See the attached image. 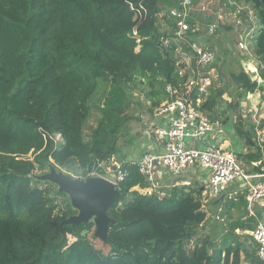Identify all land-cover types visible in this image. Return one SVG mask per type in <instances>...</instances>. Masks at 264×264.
Segmentation results:
<instances>
[{
  "label": "trees",
  "instance_id": "trees-1",
  "mask_svg": "<svg viewBox=\"0 0 264 264\" xmlns=\"http://www.w3.org/2000/svg\"><path fill=\"white\" fill-rule=\"evenodd\" d=\"M180 1L0 0V264H262L234 227L220 239L197 235L206 218L201 187H173L159 201L143 191L147 183L137 166L120 160L125 177L108 210L113 223L103 252L87 235L91 222L61 225L76 211L67 201L56 210L49 190L34 177L36 169L53 166L85 179L99 163L116 157L121 128L131 118L129 86L145 82L149 112L168 98L167 85L179 89L181 53L191 54L174 40L176 23L169 11ZM220 1L253 9L260 25L254 56L264 66V0ZM128 2L143 6L144 14L134 20ZM195 22L191 16V29ZM132 29L140 38L138 50ZM196 36L188 32L186 39ZM216 66L215 60L211 68ZM233 80L241 94L257 86L244 73ZM101 83L107 89L96 98ZM223 91L212 84L198 108L226 125V108L235 112L240 102L219 106ZM250 124L239 116L233 127V135L253 147L249 155H236L244 168L263 156L245 133ZM245 196L237 195L238 206L246 207Z\"/></svg>",
  "mask_w": 264,
  "mask_h": 264
},
{
  "label": "built area",
  "instance_id": "built-area-1",
  "mask_svg": "<svg viewBox=\"0 0 264 264\" xmlns=\"http://www.w3.org/2000/svg\"><path fill=\"white\" fill-rule=\"evenodd\" d=\"M128 4L134 13V20L144 14L143 6L136 8L131 3L128 2ZM194 9L192 0H181L177 7L169 11L176 23L174 40L177 42L182 40V43L187 45L192 60L183 63V67H180L182 62H178V76L184 78L183 84L179 89L167 85L165 91L168 98L152 109L151 121L146 130L147 135L154 138L159 150H147L131 163L137 166L139 174L147 183L143 191L149 194L154 193L159 201L169 194V191L159 184L163 174L178 177L187 171L199 170L203 179L201 197L215 199L226 193L232 186H237L246 191V210L249 217L257 219L254 206L264 200V175L249 174L233 150L222 148L226 140V129L221 119H211L208 114L198 108L212 86V78L208 70L215 62L216 54L213 50L186 39L188 32H194L188 23ZM198 10L204 13L203 4L199 5ZM240 23L241 21L238 20L236 25ZM216 27L209 29L207 34L214 31ZM248 34L245 31L237 34V47L240 51L249 52L244 40ZM130 36L135 40L136 50H138L140 38L137 31L132 29ZM167 42V39L164 40V43ZM195 93L197 97L194 100ZM210 142L212 144H209ZM252 164L257 166L256 163ZM261 170L264 171V169ZM85 177L102 178L117 187L118 183L124 179L125 171L120 161L111 157L108 161L99 163ZM183 184L190 185L189 182ZM251 237L256 243V255L264 264L263 221L256 222ZM191 247L192 243L188 245V248Z\"/></svg>",
  "mask_w": 264,
  "mask_h": 264
},
{
  "label": "rangeland",
  "instance_id": "rangeland-1",
  "mask_svg": "<svg viewBox=\"0 0 264 264\" xmlns=\"http://www.w3.org/2000/svg\"><path fill=\"white\" fill-rule=\"evenodd\" d=\"M200 2L201 0H197V5L195 4V9L192 14L193 19L196 20V30L194 29V33H196L197 36L195 39H192L193 41L191 43L195 42L198 45L211 49L215 52L217 66L214 68H210L208 72L210 73V76L212 78V84L215 85V87L218 86L224 90L221 96L219 106L228 104L234 105V101L237 98L240 102L239 109L235 112L231 111V109L226 108L222 118L225 119L226 117H228V121L230 122L226 125L232 126V130L235 124L237 123L239 116L241 117V121H249V123H251L249 130L245 133L247 135H250L251 137H254L256 144L260 147V151L262 152L263 156L260 161H253L250 164H245V169L248 171L249 174L252 175H264V171L261 170L264 169V91L260 88L261 83H264V76L262 74L264 73V66L258 63V61L255 59L253 42L252 45L250 44V40H252L251 38L254 36L253 32L248 31L252 28V26H248L251 16L250 11H248V9H246L247 7L245 6L237 7L233 4V2H227L229 5L236 6L235 9L232 10L225 4H222L220 6L219 0H214L212 3L210 2L203 4L205 10L209 9L208 12L207 10H204V13H210L211 16L207 21L202 20L200 22L199 19L204 16L203 14L201 15L200 11L198 10ZM220 7L224 9V16H222V13L219 12L221 9L217 11V9ZM241 11H246V13L241 15L239 14V12ZM224 18L226 26H221V24L217 26V22L223 20ZM238 20L241 21L240 25H236V22ZM213 26H217L216 29L210 34H207L209 32V29H211ZM243 31H245V33L247 31L249 33V37L245 36L244 38L247 50L249 48V52H239V49L237 47V34L242 33ZM180 42L183 41H178V43ZM181 57L182 63H187V60H192V55L189 54V52H182ZM243 57H245L244 59H246L248 63H242ZM240 73L246 74L252 82L256 83L257 86L253 90V92H245L241 94V89L233 80V77L239 75ZM99 87V92L96 98H101V95L107 89L105 83H101ZM125 90L129 101V108L127 112L128 114H130L131 118L130 120L126 121V123H124L123 127L121 128L122 130L118 141L120 150L118 154L120 156H122V154L125 155V153H128V151H130L131 149L133 154H138L136 156H139V154L141 153V149L139 146L144 141L142 134L144 133V130L147 129V125L149 124L148 106L150 105V102L148 100H145V82L138 83L134 87L129 86ZM240 94L241 98L239 99ZM165 98L167 99V97ZM165 98L162 102L166 100ZM93 123V117H91L87 121V125L90 126L93 125ZM86 133H88L87 129ZM235 138L237 148L234 151L236 155H249L251 151H253V147L248 145L244 138L241 139L237 136H235ZM129 139H132L133 141V144H131L132 146H127V140ZM209 144L212 143L210 142ZM252 163H256L257 166H254ZM52 169L54 170V173L61 172L63 174H67L73 180L80 179L76 175H70L68 173H65L63 170H56L55 168H53V166H47L43 170L36 169L34 172V177L41 181L39 186L46 187L47 191L49 190L48 196L51 200H54V202L56 203V210H62V208L64 207L63 205L67 201L72 207V209L76 211L74 215H70L66 219L79 215L80 211L77 208V203L79 200L74 199L68 194H65L66 198L62 196H57L54 193L55 191L63 194L64 192L60 191L59 186L52 182L51 179L43 178V176L49 175ZM87 179L88 178H85L84 180L86 181ZM166 189L168 190L169 188ZM232 190L233 189H230L229 192H227L225 195L220 196V198H206L203 200L201 197V208L202 211L205 212L206 218L204 223L197 226L196 228V233L199 237L207 236L211 240H214L218 239L221 236L223 230L227 231L229 219H227L226 217V212L224 208L225 202L230 203V201L232 200H237V196L235 195H239L242 193L246 194V191L244 189H241L239 191ZM230 198L232 200H230ZM228 213H230L228 214V217H230L231 210H229ZM89 222H91L93 227L89 230V232H87V235L89 236V238L97 249H100L103 252H107L108 247L104 245V240H102L96 234L97 227L95 225L94 219H90L87 223ZM251 242L253 243L252 240Z\"/></svg>",
  "mask_w": 264,
  "mask_h": 264
},
{
  "label": "crops",
  "instance_id": "crops-1",
  "mask_svg": "<svg viewBox=\"0 0 264 264\" xmlns=\"http://www.w3.org/2000/svg\"><path fill=\"white\" fill-rule=\"evenodd\" d=\"M213 1L214 0H201L200 4L210 3V2L212 3ZM219 2H220V6H221L222 3H221L220 0H219ZM223 4H225L226 6L231 8L232 10L235 9V7L233 5H229L227 2H224ZM246 9H248V11H250V14H251L250 22L248 23V26H252V28L250 30H248V31H251V32L254 33V36L251 38L252 40H250V44L252 45V42L254 43V37H255L257 31L259 30L260 25H259V21H258L256 15H255V12L253 11V9H251V7H248V6H247ZM208 10H207V12H208ZM217 11L221 12L222 16L225 15L224 9H222L221 7L218 8ZM207 12L206 13H200L201 15L202 14L204 15L203 17H201V19H199L200 22L202 20L203 21H207L210 18L211 15H210V13L207 14ZM212 15H213V13H212ZM220 24H221V26H223V25L226 26L225 18L223 20H220V21L217 22V26L220 25ZM239 52H240V50H239ZM244 58L245 57L242 58L243 59L242 63H244V62L248 63V61L246 59H244ZM261 86H263V88H264V83H261ZM263 88H262V90L264 91ZM161 103H163V102H161ZM148 115H149L148 116V123H149L151 121L152 111L149 112ZM223 126L226 129V140L224 141V143L222 145V148L224 150L225 149H231V150L234 151L237 147H236V138L233 135L232 127L228 126V125H224V124H223ZM142 136H143L144 141L139 146L140 149H141V153L139 154V156H136L138 154H136V155L133 154L131 149H130V151H128V153H125V155L122 154V156H120L118 154L114 158L117 161H120L122 159H125L126 161H133V160L138 159L140 157V155L143 152L147 151V150H154V151H158L159 150V148L156 147V144L154 142V138L151 137V136H148L146 134V130H144V133L142 134ZM202 180L203 179L201 177L200 171L199 170H194V171H187L186 173H184L183 175L178 176V177H174V176L172 177L170 175L168 176V175L163 174L161 176V178L159 179V184L161 186H163L164 188H169L168 191H170V189H172L173 187H184V186H186V185L183 184L185 182H189L190 183V185L187 186V187H201ZM230 189H233L234 191L241 190V188H238L237 186H232ZM230 189L227 192H229ZM226 193H224L223 195H225ZM235 196H237V195H235ZM202 199L204 200L206 198L202 197ZM230 200H232V199L230 198ZM233 203H234V205L236 204V206H233V204L229 203V202L228 203L225 202V204H224L226 217H227V219H229V224L227 226H228V228L230 226L234 227V233L240 237V240L242 242H244L246 245H250V247L252 249L255 248V251H256V243L253 240V238L251 237V232L255 228V225H256L257 221H263L264 222V200H262L260 203H258V204H256L254 206V213H255L257 219H253V218L249 217V214H248V212L246 210V207L243 208L241 206H238L239 203L236 200H234ZM231 207H233V208H231ZM229 210H231V216L230 217H228V214H230V213H228ZM245 225H247V226L251 225L252 228L251 229L250 228L243 229L242 226H245ZM224 233H225V231L223 230V232L221 233L220 237H222L224 235ZM251 240L253 241V243L251 242ZM242 264H249V263L243 262Z\"/></svg>",
  "mask_w": 264,
  "mask_h": 264
},
{
  "label": "water",
  "instance_id": "water-1",
  "mask_svg": "<svg viewBox=\"0 0 264 264\" xmlns=\"http://www.w3.org/2000/svg\"><path fill=\"white\" fill-rule=\"evenodd\" d=\"M53 171L52 169L51 173L43 178L51 179L59 186L60 191L79 200L77 203L79 215L64 220L61 225L75 226L94 219L97 236L105 240L107 226L113 223V220L108 216V210L119 197L116 187L102 178H88L86 181L73 180L67 174L54 173Z\"/></svg>",
  "mask_w": 264,
  "mask_h": 264
},
{
  "label": "clouds",
  "instance_id": "clouds-1",
  "mask_svg": "<svg viewBox=\"0 0 264 264\" xmlns=\"http://www.w3.org/2000/svg\"><path fill=\"white\" fill-rule=\"evenodd\" d=\"M56 137H58V138H56ZM56 137H55V138H56V140H58V139H59V136H58V135H56Z\"/></svg>",
  "mask_w": 264,
  "mask_h": 264
}]
</instances>
